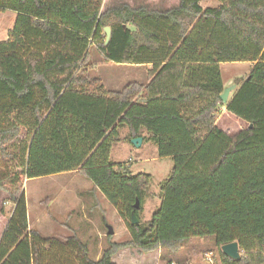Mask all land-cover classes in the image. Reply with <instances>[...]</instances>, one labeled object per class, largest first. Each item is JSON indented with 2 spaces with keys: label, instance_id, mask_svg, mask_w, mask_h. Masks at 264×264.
Returning <instances> with one entry per match:
<instances>
[{
  "label": "trees",
  "instance_id": "trees-1",
  "mask_svg": "<svg viewBox=\"0 0 264 264\" xmlns=\"http://www.w3.org/2000/svg\"><path fill=\"white\" fill-rule=\"evenodd\" d=\"M200 1L102 12L103 0H0V13L16 15L0 42V188L76 172L129 234L93 261L76 236L61 244L29 230L24 194L7 190L14 207L0 264H115L124 249L175 251L206 237L217 248L238 244L240 260L220 251V264H264V0H218L205 10ZM92 46L110 63L150 64V81L106 90L89 76ZM236 62L255 64L233 81L225 110L247 127L226 135L215 125L219 64ZM121 128L132 139L145 133L158 157L172 160L146 224L131 225V214L139 220L151 176L110 163Z\"/></svg>",
  "mask_w": 264,
  "mask_h": 264
},
{
  "label": "rangeland",
  "instance_id": "rangeland-1",
  "mask_svg": "<svg viewBox=\"0 0 264 264\" xmlns=\"http://www.w3.org/2000/svg\"><path fill=\"white\" fill-rule=\"evenodd\" d=\"M156 0H103L101 11L113 7L128 5L152 6L149 9L163 10L155 7ZM15 13H0V42L7 39L15 23ZM88 71L91 78L101 80L108 91H120L131 82L134 70L131 65L114 64L106 61L93 46L88 50ZM245 66L228 64L223 69V77L231 79L241 75ZM234 117L218 115L217 126L228 129L233 135L246 129L247 125L234 123ZM120 142L111 151L110 163L123 164L132 174H149L150 186L143 199L139 212V221L146 224L153 212L160 205L159 188L167 180L172 169L171 158H159L157 147L146 142V135L137 148L132 145V138L125 128L119 130ZM19 190L24 194L29 230L37 231L45 238L54 239L65 244L67 238L76 236L88 248L89 258L97 261L110 243H122L129 240V234L116 211L106 202L99 192H92V184L76 172L24 180L17 188L8 182L0 188V236L3 224L13 210V203L8 198L7 190ZM104 210H103V209ZM111 226L114 234L107 235L106 226ZM214 237L192 238L184 242L178 250L157 249L151 253H142L138 249H124L112 259L115 264H220L219 252Z\"/></svg>",
  "mask_w": 264,
  "mask_h": 264
},
{
  "label": "crops",
  "instance_id": "crops-1",
  "mask_svg": "<svg viewBox=\"0 0 264 264\" xmlns=\"http://www.w3.org/2000/svg\"><path fill=\"white\" fill-rule=\"evenodd\" d=\"M157 3L155 5V7L157 9H163V10H167V9H171V8H176L178 7L179 5V1L180 0H156ZM219 1L218 0H202L199 2V6L202 10H205V9H213V8H216L219 6ZM144 6V5H143ZM136 7H139V6H136ZM146 8H150L152 6H144ZM134 8V7H133ZM228 64H242L245 66V69L244 71L241 73V75H238L237 77H232L231 79H225L223 77V69L224 67H226V65ZM255 63H252V62H236V63H220L219 64V71H220V77H221V81H222V86H223V90L225 88H228L232 85H235L233 83V81L235 79H244L245 77L248 76L250 70L252 69V67L254 66ZM133 70H134V73L132 75V81L129 82V83H139L141 85H146L150 79H149V71L151 70V65L150 64H147V65H131L130 66ZM128 84V83H127ZM124 87V86H123ZM238 89V86L235 85V88L228 94V98H227V101L225 104H220V106L218 107L217 109V114H216V122H215V125L216 127L217 126V117L218 115H224V116H227V117H234L233 115L229 114L228 112H226L225 110V105L231 100V98L233 97L235 91ZM235 118V122L234 123H238V127L240 126V124L243 126V124H245L244 122L236 119ZM233 118V119H234ZM220 130H222L226 135H229V133H227V126H226V129H221L220 127H218ZM241 131V130H240ZM235 134V133H234ZM146 135V134H145ZM147 143H151V142H147ZM103 209V208H102ZM104 210V209H103ZM10 218V217H9ZM8 218V219H9ZM8 221V220H7ZM7 221L3 224V227H2V231L7 223ZM1 231V232H2Z\"/></svg>",
  "mask_w": 264,
  "mask_h": 264
},
{
  "label": "water",
  "instance_id": "water-1",
  "mask_svg": "<svg viewBox=\"0 0 264 264\" xmlns=\"http://www.w3.org/2000/svg\"><path fill=\"white\" fill-rule=\"evenodd\" d=\"M104 33H105V45L109 42V38H110V29L109 28H105L104 29ZM235 88V85H232L228 88H225L222 92V94H220L219 99L220 102L222 104H225L228 98V94ZM252 128V126H250V129ZM142 142L141 138H134L131 140V143L133 146L135 147H139L140 144ZM135 210L139 209V202L136 201L135 205H134ZM139 223L138 218L136 217L135 213L132 212L131 214V225H137ZM107 228V235L108 236H112L114 234L113 229L111 226H106ZM221 252L223 253L224 256H226L227 258L234 260V261H238L240 260V253H239V248H238V244L236 242L230 243V244H226L223 245L221 247Z\"/></svg>",
  "mask_w": 264,
  "mask_h": 264
}]
</instances>
